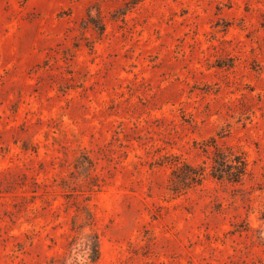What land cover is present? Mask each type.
Listing matches in <instances>:
<instances>
[{"label": "rangeland", "instance_id": "obj_1", "mask_svg": "<svg viewBox=\"0 0 264 264\" xmlns=\"http://www.w3.org/2000/svg\"><path fill=\"white\" fill-rule=\"evenodd\" d=\"M263 16L0 0V264H264ZM211 137L245 158L238 184L210 175ZM181 163L204 179L174 195Z\"/></svg>", "mask_w": 264, "mask_h": 264}, {"label": "trees", "instance_id": "obj_2", "mask_svg": "<svg viewBox=\"0 0 264 264\" xmlns=\"http://www.w3.org/2000/svg\"><path fill=\"white\" fill-rule=\"evenodd\" d=\"M26 1V0H23ZM262 25L264 27V16ZM214 137L202 144V151L207 153L212 152V163L210 175L216 181L226 180L232 184H238L243 180L246 174V160L243 155L233 150L232 147L219 146ZM204 168L193 167L192 165L181 163L178 167L171 171V179L169 191L174 195L180 194L198 185L204 179ZM82 213L88 221L91 220V213L86 207L81 208ZM76 225L73 221V226ZM85 247L89 251L87 259L91 263H95L100 255L98 240L96 235L89 234L85 236Z\"/></svg>", "mask_w": 264, "mask_h": 264}]
</instances>
